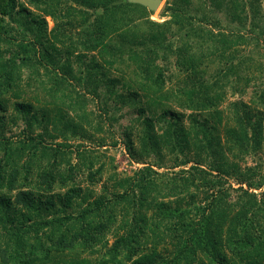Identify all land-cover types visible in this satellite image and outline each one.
<instances>
[{
	"label": "trees",
	"instance_id": "obj_1",
	"mask_svg": "<svg viewBox=\"0 0 264 264\" xmlns=\"http://www.w3.org/2000/svg\"><path fill=\"white\" fill-rule=\"evenodd\" d=\"M26 3L0 0V97L12 95L13 110L25 126L32 130L50 122L59 125L62 133L76 132L79 126L61 104L54 103V94L59 87L67 88L62 84L72 74L69 58L80 50L77 59L86 75L80 73L76 81L91 85L87 93L120 82L107 78L106 70L120 74L124 93L111 88L106 97L114 101L115 114L131 110L125 114L132 124L123 132L128 155L138 161L166 151L172 171L154 178L155 173L145 167L133 177L113 181L112 190L103 186L94 196L93 190L74 180L84 168L86 181L93 185L102 172L103 165L96 166L95 157L86 150H77V162L72 164L60 145L38 147L40 142L30 136L14 147L4 140L0 144V264H264V174H258L259 166L241 172L236 162L259 151L264 142L260 0H205L208 12L192 0H171L161 12L169 18L162 22L150 20L151 11L126 0ZM215 14H222L230 25L226 32L219 29L221 20ZM45 16L53 21L51 29ZM6 20L16 23V34ZM247 25L252 34L245 36L241 29ZM171 37L175 48L167 43ZM251 43L261 53L256 60L246 57L242 67L219 64V60L231 61L236 48ZM167 56L175 59L181 74L171 90L164 89ZM44 61L59 74L48 75ZM216 63L213 73L204 78L206 67ZM40 66L56 87L48 101L52 106L43 104L38 118L33 103L23 102L22 94L27 93L21 89L40 80ZM128 69L132 80L125 82ZM249 86L247 102L237 100L221 108L226 89L245 95ZM62 96L68 99L67 108L81 110L82 95L76 93L73 103L68 95ZM135 124L136 144L129 134ZM191 149L193 154L188 155ZM256 175L258 181L252 182ZM229 177L246 185L234 188L233 202L228 201L231 187L225 186ZM254 187L263 189L257 194L250 191ZM148 210L150 216L145 214ZM117 215H121L118 225ZM113 230L109 245L107 234Z\"/></svg>",
	"mask_w": 264,
	"mask_h": 264
},
{
	"label": "rangeland",
	"instance_id": "obj_2",
	"mask_svg": "<svg viewBox=\"0 0 264 264\" xmlns=\"http://www.w3.org/2000/svg\"><path fill=\"white\" fill-rule=\"evenodd\" d=\"M20 2L27 5L26 0H19ZM193 5L197 6L199 9H202L204 12H208V9L204 6L203 2L205 0H192ZM243 1H249V0H243ZM165 2L169 3L171 0H161L158 8L152 12L149 15V19L156 22H162L164 20H167L169 18V15H162L161 12L165 6ZM261 10H264V0H260ZM28 6V5H27ZM33 10V9H31ZM217 15V14H215ZM220 24L219 29L223 30V32H226L230 25L227 24L226 20L223 18L222 14L217 15ZM45 21L47 24V29H51L53 27V21L48 17L45 16ZM62 18H60L61 20ZM65 19H63L64 21ZM8 24H10L11 27L15 26V22H10L6 20ZM195 23V25H197ZM227 25V26H226ZM15 28V27H14ZM170 32L175 34L176 29L173 25L170 26ZM218 29V27H215ZM227 28V29H226ZM19 28H15L13 34H16V31ZM217 29H214V32L217 31ZM72 38L73 40H76V34L72 30ZM242 34L245 36L248 34H252L249 30L248 25L241 29ZM26 36H28L26 34ZM172 36V35H171ZM176 38V37H175ZM182 41H184L183 37L181 38ZM167 43L172 44V48L176 47V42L174 37H171L167 40ZM262 45V43H261ZM264 46V45H263ZM253 47V49H252ZM237 53L232 52L233 57L232 60L229 61L228 59L224 62V60H219V64L222 66L224 63L226 65H234L237 66L241 64L240 66L244 64V61L246 60V57L252 56L253 58L260 57L261 53H258L259 49L254 46L253 43L249 45H244L243 47L236 48ZM81 52L80 50H77L76 53L72 54L69 58V61L71 63L72 67V74L71 77L65 80L62 84L64 87L65 85H68L66 89H62L59 87V91H57L54 95L57 97V100L54 102L56 105L61 104L62 110L66 112V115L74 122V124L78 125L79 127L76 129L75 133H71L70 131L65 130L63 133L60 129V126L52 125L50 122H44V125L42 126H33L32 130H29L23 121L20 118V115L15 113L13 110V102L14 98L10 93H7L5 96L0 97V102H2L4 106V110L0 111V144L4 140H9L10 145L12 147L16 146L18 144V141L26 140L28 136L34 139V142H40V145L38 147H41V145H46L50 147L56 148L57 145L59 147V150L64 152L65 156H71V163H76V152L77 150H86L87 153L92 154L95 157V163L96 166L98 164L103 165L102 172L100 176L97 177L98 181L90 185L86 181V170L82 168V170L78 171L75 175V183L80 185L84 188H89L93 190L94 196L100 194L102 192V187L105 186L112 190V184L113 181H117L118 179H122L124 177H133L134 173L137 172L140 169H143L145 167H149L151 171H153L155 174H152L151 176H154V178H159V175L162 173H170L172 170L170 162L172 160L171 156L167 154L166 151H161L159 155L154 153H149L146 156L141 157L138 161L131 158L125 147L124 143L126 141V137H124V130L127 128V126H130L131 121L127 117L131 110L124 109L120 112H113V106L114 101H111L110 97H106L108 92V89H116L117 92H122L123 88H121L122 79L120 77V74L116 70H111L108 72V70L105 71V75L107 78H114L119 79V83L114 85L113 87L107 86H101L99 87L95 93H87L89 89H91V85H86L85 82L82 83L79 81H76V77L80 75H86L85 71L79 66V61L77 59L78 53ZM228 54V52H227ZM87 57H85L87 60L90 56V54H86ZM257 56V57H256ZM62 61V60H61ZM221 62V63H220ZM248 61H246L247 63ZM245 63V64H246ZM102 68H100V72H104L105 68L103 67V63H101ZM43 66L46 67V69L49 70L48 75L54 76V74L59 72L54 69V66L51 64H48L44 61ZM216 64H211L206 67V75L204 78L209 77L211 73H213V70L216 68ZM164 89L165 90H171V88L176 87V80L180 78V73L178 69V65L173 57L167 56L166 59H164ZM127 71V70H126ZM38 72L41 75L40 80L43 81L42 85H39L41 81H35L33 85L28 86L27 88L24 87L21 90H25L27 93L25 95L22 94V100L23 102H32L33 106L35 107V110H38L37 113L38 118H40V111L39 108L43 104H48V101H51L50 95L52 94L53 89H55V83L50 81L48 79L47 75H44L45 70L42 69V67H38ZM242 72H245L242 71ZM28 71L23 70V76L27 75ZM127 74L124 75L126 81H130L131 75L129 69L126 72ZM56 78V77H55ZM184 79V77H183ZM90 84V83H89ZM133 84V83H131ZM39 87H38V86ZM41 86L44 87V90L41 89ZM109 86V87H108ZM50 88V89H48ZM135 88V87H134ZM133 88V89H134ZM107 92V93H106ZM139 93L141 91H138ZM245 95H239V93H231L228 89H226L225 92V99L221 105V108L224 109L225 106H227L230 102H234L237 100H243L244 102H247L249 100L251 87L249 86L246 91ZM76 93L82 95L81 99H83L82 108L81 110L73 107V108H67L66 104H68V99L64 98L62 95H68L69 101L73 103L75 100ZM61 97L63 99H61ZM60 98V99H59ZM63 100V103L60 101ZM31 103V104H32ZM169 103V102H167ZM52 105L48 104V107ZM172 108L175 110H182L178 108L176 105L172 104ZM262 110V109H261ZM132 113V112H131ZM264 114V112H263ZM115 115V116H114ZM133 115L129 114L131 118H134ZM82 116L86 117V120L84 121ZM114 116V117H113ZM51 118L52 115H50ZM113 117V118H112ZM15 121V122H14ZM14 122V123H13ZM263 122H264V116H263ZM60 130V131H58ZM138 131V126L132 125V127L129 129V134L134 143L136 144V133ZM38 135H41V137H38ZM33 142V141H32ZM63 144V145H62ZM62 145V146H61ZM1 151V150H0ZM70 152V153H69ZM188 155L193 154V149L190 150ZM239 164L240 171L243 172L247 168H254L255 166H259L257 169V172L259 175L264 174V142L261 145V149L259 151H251L250 153L244 155L241 159L239 158L236 161ZM205 165V164H204ZM190 166V164H187L184 169H187ZM176 170V169H174ZM250 175V173H249ZM259 176L256 175V177H252L251 181H258ZM241 185L243 188H246V185L244 183L239 184L236 183L235 179L233 177H229V180L225 182V186L231 187L229 189V199L230 202H233L236 199L237 192L234 190V188ZM227 187V188H229ZM264 188V187H263ZM263 188L256 189V187L251 188L250 191L259 193ZM131 210H129L128 217H130ZM146 216L151 215V211L148 210L146 213ZM121 218V215H117V222L116 225H118V222ZM114 230L112 232H109L107 234V242L110 245L114 241L113 236ZM169 244V243H167ZM91 258H95V255H91ZM205 264H209L206 262Z\"/></svg>",
	"mask_w": 264,
	"mask_h": 264
},
{
	"label": "water",
	"instance_id": "obj_3",
	"mask_svg": "<svg viewBox=\"0 0 264 264\" xmlns=\"http://www.w3.org/2000/svg\"><path fill=\"white\" fill-rule=\"evenodd\" d=\"M128 3H132V4H137L140 5L142 7H145L147 10L154 12L161 0H126Z\"/></svg>",
	"mask_w": 264,
	"mask_h": 264
}]
</instances>
